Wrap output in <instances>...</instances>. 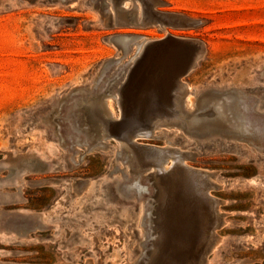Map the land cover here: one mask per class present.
<instances>
[{"label": "rangeland", "instance_id": "obj_1", "mask_svg": "<svg viewBox=\"0 0 264 264\" xmlns=\"http://www.w3.org/2000/svg\"><path fill=\"white\" fill-rule=\"evenodd\" d=\"M155 7L201 22L114 24L109 8L93 0H0V264H140L143 206L116 192L118 179L132 177L117 143L78 159V140L66 147L58 138L77 96L70 88L101 86L135 41L165 33L202 39L203 55L182 77L186 104L236 87L264 111V0H163ZM114 33L138 37L96 83L102 61L120 55L109 40ZM142 140L192 152L180 154L181 162L214 172L218 186L210 192L222 200L223 222L203 264H264V150L174 126ZM178 154L168 152L163 166Z\"/></svg>", "mask_w": 264, "mask_h": 264}, {"label": "water", "instance_id": "obj_2", "mask_svg": "<svg viewBox=\"0 0 264 264\" xmlns=\"http://www.w3.org/2000/svg\"><path fill=\"white\" fill-rule=\"evenodd\" d=\"M93 2L101 10L109 8L114 24L156 23L163 27L201 22L180 12L156 8L163 0ZM137 37L128 33L109 36L120 55L102 61L96 83L104 66L117 62ZM135 42V50L117 63L101 86L70 88L77 96L61 117L64 135L58 138L66 147L78 140L82 146L78 159L83 153L106 149L110 140L117 143L132 177L126 182L118 179L116 192L141 200L143 206L141 226L146 241L145 247L141 246L144 256L140 264H203L218 239L215 229L223 222L224 212L218 208L222 200L210 192L218 186L212 180L214 172L184 161L162 166L156 160L158 155L177 152L186 158L192 152L142 139L152 137L160 127L174 126L196 138L245 140L264 150V111L257 110L253 100L244 102L242 97L251 96L236 87L225 88L221 96L207 92L195 103L186 104L188 88L182 77L203 55L202 39L165 33ZM260 75L264 78V66ZM108 98L113 99V107Z\"/></svg>", "mask_w": 264, "mask_h": 264}, {"label": "bare ground", "instance_id": "obj_3", "mask_svg": "<svg viewBox=\"0 0 264 264\" xmlns=\"http://www.w3.org/2000/svg\"><path fill=\"white\" fill-rule=\"evenodd\" d=\"M162 27V26H161ZM177 153V152H176ZM165 159H166V154L165 155H163V156H160V155H158L157 156V158H156V160L163 166L164 165V161H165ZM169 159H171V158H169ZM175 159H176V161L177 162H181V155L180 154H178V155H176L175 156ZM183 160V159H182ZM167 161V160H166ZM166 163V162H165ZM182 163V162H181ZM184 164V163H183Z\"/></svg>", "mask_w": 264, "mask_h": 264}]
</instances>
